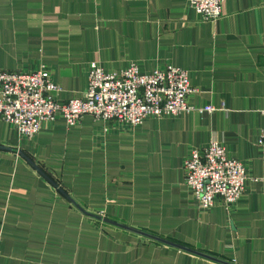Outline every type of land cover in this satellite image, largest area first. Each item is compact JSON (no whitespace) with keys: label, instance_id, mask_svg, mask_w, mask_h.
I'll use <instances>...</instances> for the list:
<instances>
[{"label":"crops","instance_id":"1","mask_svg":"<svg viewBox=\"0 0 264 264\" xmlns=\"http://www.w3.org/2000/svg\"><path fill=\"white\" fill-rule=\"evenodd\" d=\"M91 60L181 66L186 102L215 108L134 127L58 117L32 137L0 118V264H264V0H223L215 20L186 0H0V69L44 65L62 101L83 93ZM210 139L246 168L230 207L201 208L184 182V157Z\"/></svg>","mask_w":264,"mask_h":264},{"label":"built area","instance_id":"2","mask_svg":"<svg viewBox=\"0 0 264 264\" xmlns=\"http://www.w3.org/2000/svg\"><path fill=\"white\" fill-rule=\"evenodd\" d=\"M186 1L204 20H215L221 14L223 0ZM58 90V84L42 64L30 70L0 69V118L11 124L18 135L32 137L42 123L53 122L58 117L63 118L67 127L79 123L85 113L104 122L134 127L148 116L215 108L211 104L193 107L186 102V95L194 90L188 71L172 63L142 71L133 61L106 69L100 62L91 60L87 86L80 96L61 101L54 94ZM257 143L264 161V127ZM183 170L184 182L201 208L212 206L217 196L226 207L232 206L248 177L245 165L227 156L225 146L216 139L191 148L183 159Z\"/></svg>","mask_w":264,"mask_h":264},{"label":"water","instance_id":"3","mask_svg":"<svg viewBox=\"0 0 264 264\" xmlns=\"http://www.w3.org/2000/svg\"><path fill=\"white\" fill-rule=\"evenodd\" d=\"M37 169H38V168H37ZM38 170L40 171V169H38ZM41 173H43V172H41ZM68 197H69V196H68ZM69 198H70V197H69ZM70 199H71V198H70ZM71 200H72V199H71ZM81 210H83V209H81ZM83 211H85V210H83ZM85 212H86V211H85ZM87 213L92 214V215H94V216H96V217H98V218H100V219H102V220H104V221L109 222V223L115 224V225H117V226H120V227H123V228L129 229V230H131V231H134V232H137V233L142 234V235H144V236H147V237H149V238H152V239H155V240H158V241H161V242H165V243H168V244H171V245H175V246H177V247L184 248V249H186V250H188V251H191V252H194V253H197V254H200V255H203V256H206V257H209V258H212V259H215V260L221 261V262H224V260H221V259H219V258H217V257H215V256H212V255L208 254V253H204V252H201V251H199V250H196V249L190 248V247H188V246H185V245H182V244H180V243L174 242V241H172V240H170V239H167V238H165V237H162V236H158V235H155V234L148 233V232L143 231V230H141V229H139V228H136V227H133V226H130V225H127V224L121 223V222H117V221L112 220V219H108V218H105V217H101L100 215H96V214H94V213H90V212H87Z\"/></svg>","mask_w":264,"mask_h":264},{"label":"rangeland","instance_id":"4","mask_svg":"<svg viewBox=\"0 0 264 264\" xmlns=\"http://www.w3.org/2000/svg\"><path fill=\"white\" fill-rule=\"evenodd\" d=\"M71 200V199H70ZM72 201V204H74L75 206H77L79 209H83V208H80L79 204L77 202H75L73 199L71 200ZM102 217V216H101ZM102 220V219H101ZM104 221V220H103ZM106 222V221H105Z\"/></svg>","mask_w":264,"mask_h":264}]
</instances>
